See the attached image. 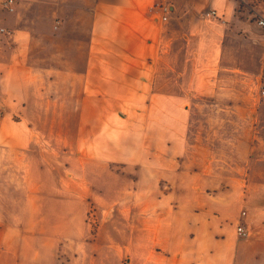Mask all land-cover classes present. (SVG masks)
<instances>
[{
	"label": "rangeland",
	"instance_id": "obj_1",
	"mask_svg": "<svg viewBox=\"0 0 264 264\" xmlns=\"http://www.w3.org/2000/svg\"><path fill=\"white\" fill-rule=\"evenodd\" d=\"M41 1L17 0L15 12L0 6V57H24L21 66L31 70L29 107H14L9 130L19 136L24 116L33 136L26 148L0 138V218L34 215L27 199L39 186L49 197L87 200L63 207L76 217L62 228H54L58 220L26 223L46 229L55 243L48 257L61 255L55 264H248L252 241L235 228L244 200L264 201V190L252 187L264 182V110H255L264 77L213 74L217 87L190 95L187 145L175 142L180 155L165 156L147 141L146 164L124 163L122 106L99 95L82 111L83 79L71 75L84 60L90 17L73 11L74 0ZM74 22L85 24L60 26ZM237 244L246 251L238 258Z\"/></svg>",
	"mask_w": 264,
	"mask_h": 264
},
{
	"label": "crops",
	"instance_id": "obj_2",
	"mask_svg": "<svg viewBox=\"0 0 264 264\" xmlns=\"http://www.w3.org/2000/svg\"><path fill=\"white\" fill-rule=\"evenodd\" d=\"M164 2L170 5L166 21L161 12L153 9ZM72 8L75 13L90 17V24L85 27L89 32L84 37V60L77 72L71 71L72 76L83 79L82 111H87L88 103L93 104L99 95L115 99L122 106L124 163L146 164L151 157L144 145L147 141L151 142L149 148L160 150L165 156H175L176 141L187 145L190 95L217 87L211 81L213 74L220 76L219 81L256 78L259 82L264 77V26L258 23L264 17V0H74ZM213 9L218 16L209 19L206 14ZM17 13L19 16L25 11ZM84 24L60 26L78 29ZM22 59L16 55L10 60L0 57V92L12 97L10 100L0 94V138L26 148L33 137L28 119L23 116L19 136L9 130V115L14 107L23 111L29 107L31 70L21 66ZM20 79L26 85H22L21 97L17 91ZM206 81L211 85H205ZM255 106V110L257 106L264 110L261 97ZM176 111L180 112L178 116ZM260 123L263 131L259 134L264 135V116ZM135 126H146L147 130L140 132ZM254 186L264 190V182ZM246 188L248 192L250 185ZM34 190L37 193L29 194L27 199L28 206L34 209L29 212L34 215L24 212L7 214V221L0 218V264L57 263L61 256L58 250L48 257L47 246L55 243L48 242L46 229L27 227L26 223L34 221L40 225L58 220L61 223L54 228L59 229L67 218L76 217L71 210L63 213L64 206L87 203L79 198L49 197L39 186ZM252 201L244 200L242 211L247 213L236 220V225L242 222L248 227L249 235L239 237L236 228L235 233L244 242L252 241L248 264H264V250L260 249L264 234L259 230L264 226V201L259 199L261 203L255 205ZM245 252L237 244V258Z\"/></svg>",
	"mask_w": 264,
	"mask_h": 264
},
{
	"label": "built area",
	"instance_id": "obj_3",
	"mask_svg": "<svg viewBox=\"0 0 264 264\" xmlns=\"http://www.w3.org/2000/svg\"><path fill=\"white\" fill-rule=\"evenodd\" d=\"M16 4H17V0H0V6H3V8L7 9L10 12H15L16 11ZM153 9H156L157 12H161L163 14V19L166 21L168 19V14L170 13V5L167 2L164 3H158L156 4ZM206 16L209 19H213L216 18L218 16V12L217 10L213 9L211 11H209ZM258 23L261 26H264V17H260L258 19ZM2 31H8L6 28H2ZM261 94L264 96V86H262L261 88ZM3 117V112L0 111V119ZM246 211H242L243 215H246ZM236 233L239 237H246L249 235L250 231L248 229V227L244 224L239 222L237 224V229H236Z\"/></svg>",
	"mask_w": 264,
	"mask_h": 264
}]
</instances>
